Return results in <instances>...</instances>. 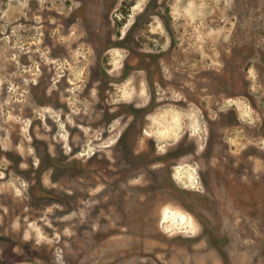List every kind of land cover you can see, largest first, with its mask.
Instances as JSON below:
<instances>
[{
  "label": "rangeland",
  "instance_id": "obj_1",
  "mask_svg": "<svg viewBox=\"0 0 264 264\" xmlns=\"http://www.w3.org/2000/svg\"><path fill=\"white\" fill-rule=\"evenodd\" d=\"M110 37L125 46L97 58ZM135 46L148 69L116 81ZM249 91L264 111V0H0V264H264V185L246 204V177L224 190L203 158L264 151L258 112L230 96ZM120 102L158 105L135 142L182 144L171 177L124 152L129 115L104 122Z\"/></svg>",
  "mask_w": 264,
  "mask_h": 264
},
{
  "label": "flooded vegetation",
  "instance_id": "obj_2",
  "mask_svg": "<svg viewBox=\"0 0 264 264\" xmlns=\"http://www.w3.org/2000/svg\"><path fill=\"white\" fill-rule=\"evenodd\" d=\"M73 14L76 17V21L77 23H79V25H83L85 22L87 23L86 30L84 29L83 31V35L86 37L88 34L92 35V32L89 33L88 28L93 26V21L91 18V15L85 11V8L83 6L81 7H76L73 10ZM78 15H82L81 19L78 20ZM78 20V21H77ZM67 28V27H66ZM67 30V29H66ZM91 31V30H90ZM87 34V35H86ZM84 37V39H85ZM124 38V37H123ZM83 39V40H84ZM114 37H110V38H105L103 39L102 44L100 45V51L97 55L98 57H102V60L105 58V54L104 52L108 50V48H110L111 46L114 45H119V46H125L124 44L121 43V41L117 40L118 43L115 42ZM138 48V47H137ZM136 46L133 47V51L134 53L136 52L137 58L138 60H133L132 57L128 58L125 63L123 64V69H122V73H121V78H118V76L115 78H117L116 81H123L125 80L129 75H132L135 71L140 70V69H148V64H144L143 65V60L140 59L141 54H145L146 56L143 57H147V61H149L148 57L150 56L149 53H141L139 51V49H137ZM98 51V49H97ZM138 51V53H137ZM134 55V54H133ZM57 56V55H56ZM92 65L89 68V75H91V71H92ZM107 74H110L108 70H106ZM111 81H108V83ZM92 83V82H91ZM247 84H250L248 81L246 82ZM250 87V85H249ZM44 91H47V87L44 88ZM43 92V96H47L46 93ZM225 92L226 93V89L225 87H220L219 88V93ZM245 95L251 103V106L253 109H255L258 112L260 121L259 123L254 125L257 128L258 133L256 135H252L253 138L255 137H261L264 140V111L259 108V105L257 102H255L254 100V94L249 91L248 93H243V92H233L230 94L231 97H238V96H242ZM42 103L46 104L45 101H43ZM181 104L184 105V103L182 102ZM160 105V104H159ZM118 109L115 110L114 112L112 111V107L110 105H107L105 107L104 112L106 113V117L104 119V122L109 124L112 120H114L116 117H123L124 120L126 119V116L129 115V119L130 121V125L128 126V129H134L135 131H137V136L136 139H132L131 142L133 141V143L131 144L129 141V137H131V135H129V133H127V130H124V132L122 134H120L119 138H118V142H124L127 141V146L132 149L133 151V147L135 149L136 157L138 158L139 162H144L147 164H150L152 166L158 165V164H164L166 166V171L167 172H171V174H173V171L171 170L174 166L173 159L175 158H180L182 156H184L185 153H187V151H185L186 149H180L183 148L184 146L182 144L178 145V149L176 150V153H174V151H167L165 152V154L163 155H159L158 153V144L157 141L154 137L150 138V147H149V153L148 150L145 148L142 149H138L137 150V142L139 141V137H140V132H142V123H147V121L145 120V118L149 117V115L157 108L158 105H155L153 107H149V108H142L141 105H139V103L136 102H120L118 105ZM216 109V114L215 117L217 118V124H229V125H238L240 123H242L241 117L239 115L238 109L236 106L234 107H230L228 109H223L219 106L215 107ZM126 112L129 114H126ZM207 115L209 116V114L207 113ZM205 116V115H204ZM253 126V125H252ZM186 136V135H185ZM185 136H183L182 141L184 140ZM138 138V139H137ZM211 135L209 136V138L207 139V144H209ZM221 139V140H220ZM220 139H218L220 141L221 144H223L225 151L227 150V148H230V143L223 140V138L220 137ZM137 141V142H135ZM249 146L251 147V150H249V152H246L245 154L241 155L240 157V162L236 163L234 160V157L231 156L230 160L228 159V155H226V153H222V152H214L213 149L211 150H207L205 151L203 158L206 161V165H209L210 163L213 165V174H215V179L217 181V183L220 186H223L224 190L227 189L229 182L232 181H237L239 176L244 175L246 177V184H245V194H241L243 196L246 197V204H252L254 203V198H253V194H254V189L259 190L261 189V191L264 189L262 187V185H264L263 183V179L264 176H258L259 172L257 171V162H256V158L261 157L262 159H264V151H259L258 149L256 151H254V147H260L259 145L256 144V146L254 145V143H250ZM259 151V152H258ZM254 155H260L257 157H254ZM143 158V159H142ZM213 160V161H212ZM236 164H238V166H236ZM263 170V169H262ZM263 172V171H261ZM263 188V189H262ZM206 196V195H205ZM264 196V195H263ZM207 197V196H206ZM205 197V198H206ZM208 198V197H207ZM206 198V200H207ZM208 200H210V198H208ZM262 200V199H261ZM261 203L260 198L256 199L255 203ZM264 202V201H262Z\"/></svg>",
  "mask_w": 264,
  "mask_h": 264
},
{
  "label": "trees",
  "instance_id": "obj_3",
  "mask_svg": "<svg viewBox=\"0 0 264 264\" xmlns=\"http://www.w3.org/2000/svg\"><path fill=\"white\" fill-rule=\"evenodd\" d=\"M130 131V130H129ZM119 143H121L122 145H126L127 146V141H124V142H119ZM124 152H131L132 153V149H130L128 146H127V149L124 151ZM166 173L167 174H169L170 175V177L172 176V174H171V172H167L166 171ZM165 182H166V177H165ZM178 237H181V236H172L171 238H169L170 240H173V239H175V238H178ZM190 239H195V237H190ZM173 241H176V240H173ZM176 242H179V240H177ZM91 263H93V261L91 260ZM96 263V261H94V263L93 264H95ZM195 264V263H194Z\"/></svg>",
  "mask_w": 264,
  "mask_h": 264
}]
</instances>
